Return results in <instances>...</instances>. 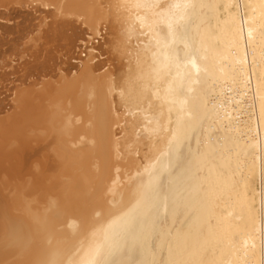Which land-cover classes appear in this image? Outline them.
Segmentation results:
<instances>
[{
  "label": "bare ground",
  "instance_id": "obj_1",
  "mask_svg": "<svg viewBox=\"0 0 264 264\" xmlns=\"http://www.w3.org/2000/svg\"><path fill=\"white\" fill-rule=\"evenodd\" d=\"M0 19V264H264V0Z\"/></svg>",
  "mask_w": 264,
  "mask_h": 264
},
{
  "label": "rangeland",
  "instance_id": "obj_2",
  "mask_svg": "<svg viewBox=\"0 0 264 264\" xmlns=\"http://www.w3.org/2000/svg\"><path fill=\"white\" fill-rule=\"evenodd\" d=\"M53 6H54V5H53ZM53 6L51 5V6H48V7L46 6V7H47L48 9H49V8L54 9L55 7L53 8ZM41 7H42V8H40V9H41V12H37L38 14H39V13H41V14H44V13H45V14H46V13L48 14V13H50V12H46V11H44V7H43V6H41ZM47 8H45V9L47 10ZM42 12H43V13H42ZM38 14H37V15H38ZM37 15H36V16H37ZM46 19H47L48 21H50L49 19H52V18H51V17H50V18L47 17ZM35 21H36V20H35ZM37 21H38V20H37ZM37 21H36V22H37ZM0 22H1V23H2V22H3V23H6V21H5L4 19H0ZM9 23H10V22H9ZM10 24H12V23H10ZM105 67L107 68V65H106ZM105 67L103 68L104 71H105V69H106ZM109 67H110V66H109ZM107 69H108V68H107ZM107 69H106V70H107ZM101 71L103 72V70H101ZM3 77H4V76H3ZM11 77H12V76H11ZM1 83H3L4 86L7 87L8 84H10V80H8V78H5ZM9 86H10V85H9ZM8 93L10 94V92H8ZM13 95H14V94H13ZM13 95L10 96V95H7V94H6V95L2 96L1 101H0V108H1L2 106H5V107H4V110H3V112H2L3 115H4L5 112H8V111L11 109V108H10V107H11V104L14 103V102L12 103V100H11V98H14V96H15V95H14V96H13ZM12 96H13V97H12ZM12 108H13V107H12ZM13 109H14V108H13ZM7 110H8V111H7ZM2 114H0V115H2Z\"/></svg>",
  "mask_w": 264,
  "mask_h": 264
}]
</instances>
